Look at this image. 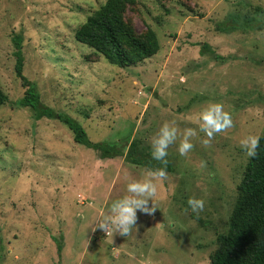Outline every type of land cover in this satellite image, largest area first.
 Masks as SVG:
<instances>
[{
    "label": "rangeland",
    "instance_id": "1",
    "mask_svg": "<svg viewBox=\"0 0 264 264\" xmlns=\"http://www.w3.org/2000/svg\"><path fill=\"white\" fill-rule=\"evenodd\" d=\"M104 2L0 0V87L8 98L0 107V264H208L228 230L248 160L240 140L264 126V0H133L125 21L138 33L151 27L159 50L126 67L74 38ZM15 35L22 74L40 102L77 120L91 140L125 150L136 140L152 156L164 122L181 134L196 130L186 156L180 135L169 146L157 209L138 210L130 235H106L96 221L151 168L103 159L58 119L18 107L26 86L15 73ZM210 102L224 106L233 127L205 146L197 117ZM189 198L202 199L203 210L192 212Z\"/></svg>",
    "mask_w": 264,
    "mask_h": 264
},
{
    "label": "trees",
    "instance_id": "2",
    "mask_svg": "<svg viewBox=\"0 0 264 264\" xmlns=\"http://www.w3.org/2000/svg\"><path fill=\"white\" fill-rule=\"evenodd\" d=\"M132 3L133 0H105L75 29L74 38L119 67L135 65L156 54L159 41L155 31L148 26L138 33L124 19L126 8ZM13 43L15 73L26 86L23 97L15 103L18 107H30L35 119H58L72 132L76 143L97 151L103 159L121 156L126 162L155 170L154 159L136 140L126 150L118 142L93 141L77 120L43 105L34 83L22 74L21 36L15 35ZM7 99L0 87V107ZM259 137L257 156L248 157L237 186L228 230L218 236L219 246L208 264H264V126ZM54 240L61 252L62 243L55 237Z\"/></svg>",
    "mask_w": 264,
    "mask_h": 264
},
{
    "label": "clouds",
    "instance_id": "3",
    "mask_svg": "<svg viewBox=\"0 0 264 264\" xmlns=\"http://www.w3.org/2000/svg\"><path fill=\"white\" fill-rule=\"evenodd\" d=\"M197 121L200 131L203 132L207 139L202 143L205 146L218 133L227 131L233 127L231 114L224 110L221 103L210 102L198 114ZM180 135L178 152L182 156H186L194 147L191 142L192 138L197 135L196 130L192 128L184 129L182 134L175 126V122H164L158 132L151 140V155L156 161L165 165L164 168L155 170L148 169L145 171L144 178L133 179L127 183V194L122 198L114 200L109 209V213L103 214L97 221L96 226L106 235L114 233L120 235H130L131 230L136 226L137 211L152 215L157 209L153 204V199L157 195L156 181L167 179L166 165L168 163L166 157L168 148L177 141ZM260 137L256 135H247L240 140V146L245 150L248 157L255 158L259 147ZM205 162L201 161V167H205ZM151 201V206H149ZM188 205L192 212L198 213L204 208L202 199L189 198Z\"/></svg>",
    "mask_w": 264,
    "mask_h": 264
}]
</instances>
